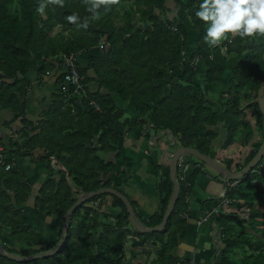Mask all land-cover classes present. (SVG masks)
Segmentation results:
<instances>
[{
  "label": "trees",
  "instance_id": "obj_1",
  "mask_svg": "<svg viewBox=\"0 0 264 264\" xmlns=\"http://www.w3.org/2000/svg\"><path fill=\"white\" fill-rule=\"evenodd\" d=\"M41 2L46 5L43 14L36 11ZM200 2L63 0L60 4L53 0H0V108L14 112L17 120L21 118L18 123L22 129L17 134L24 139L8 138L10 149L3 152L7 158L0 160V238L7 252L28 257L50 251L63 233L61 228L59 238L50 242L40 230L41 221L24 214L34 189L25 184L24 174L12 164L13 154L27 155L42 162L52 175H62L60 179L50 177L34 203L43 215L63 224L68 209L83 193L112 188L125 194L123 184L115 182L119 176L116 162L103 157L114 153L115 159L121 158L119 122L130 127L141 124L149 136L156 138L161 132L163 140L169 138L165 142L192 147L214 158L218 154L214 150L218 137L215 127L219 123L228 130L225 146L236 142L243 132L247 133L246 141L252 139L246 112L251 106L264 137L263 114L256 100L264 82V35H237L232 42L210 47L203 39L206 24L195 17ZM69 16H75V21H69ZM192 31L196 32L193 43L197 49L188 53ZM95 49H101L102 54L93 55ZM83 54L88 58L86 66L80 61ZM70 55H77L76 65L84 83L81 97H74L79 96L73 94L74 87L64 83V62ZM195 57L198 61L194 63ZM199 63L208 66L210 82L227 71L233 74L237 91L220 100L224 107L221 115L213 111L214 105L205 95L194 93ZM35 64L40 84L53 76L59 85L41 122H34L26 112L32 86L29 74ZM175 68L181 69L180 75ZM90 82H97V88H90ZM118 97L134 107L139 118L133 124L116 104ZM91 102L101 111H95ZM262 143L247 159L233 163L235 172L249 164ZM7 164L12 167L6 169ZM261 164L228 194L230 205L238 211L220 213L218 218L222 264H264V174L257 172ZM158 186L160 209L148 221L149 226L163 221L174 189L170 174L161 178ZM191 189L182 183L171 217L159 234L135 231L125 203L102 194L73 212L67 240L56 254L26 262L0 255V264H125L133 235L140 237L142 247L149 238L154 239L156 258L151 264H171L174 259L169 254L177 234L185 231L182 215ZM258 194L261 205L255 201ZM107 197L112 198L111 205L108 199L101 200Z\"/></svg>",
  "mask_w": 264,
  "mask_h": 264
},
{
  "label": "crops",
  "instance_id": "obj_2",
  "mask_svg": "<svg viewBox=\"0 0 264 264\" xmlns=\"http://www.w3.org/2000/svg\"><path fill=\"white\" fill-rule=\"evenodd\" d=\"M195 33L196 32L193 31L190 32V39H193L190 40L191 44L187 49L188 53H193L197 49L195 43H193L196 38ZM92 54L100 55L102 51L101 49H95ZM80 61L86 66L88 63L87 56L83 54ZM36 66L37 64L34 65L29 74L32 86L26 98L28 108L26 112L30 119L34 122H39L44 118V112L53 101V93L59 89V85L55 84V80H53L54 77L44 78L43 82L40 81V84L35 69ZM207 68L208 66L204 63L198 64L197 74L194 77L195 83L197 84L194 93L200 91V93L205 95L206 99L214 105L213 111L221 115L224 108L220 100L224 96L227 97L229 92L232 91L235 93L237 91L232 83L233 74L231 71H227L217 81L210 82L207 76ZM175 70L178 72V75L181 74L180 68H175ZM89 85L92 89L97 88V82H90ZM244 102L247 101L244 100ZM116 104L126 111L127 114L124 118L129 116L132 124L139 118L138 115L134 114V107L125 103L123 99L118 97ZM246 105H250V103L247 102ZM246 112L247 120L253 128L252 133H255L254 136L252 135L250 141H246L247 133L243 132L236 142L230 146H225L228 135L225 124L222 122L215 127V130L218 132V137L214 144V150L218 151L222 156L223 151L226 150L227 155L223 156L224 158L228 157L229 159L230 157H238L237 161H244L245 157L254 151L258 144L263 141L264 137L257 125L258 116L256 111L253 107L248 106ZM19 120H21V118H19ZM19 120H17V116L14 115V112L9 113V111L0 108V138L2 140L8 142V138L14 137L12 133L16 132L17 126L22 127L21 123H18ZM118 130L122 135L120 145L121 158L118 159L117 157L115 159L114 153L103 155V157L105 156L107 160L116 162L117 175L119 176L115 181L119 185L123 184L122 187L125 194L129 195L126 193V190L132 192V200L136 203L134 211L138 218L143 221L142 223L149 226L147 224L148 221H150L160 209L161 193L158 186L159 183L157 182V174L163 176L165 174H170L171 176V162L176 149L173 148V141H164L165 139H169L167 137H164L165 139L163 140L161 136L156 138L153 135L149 136L145 127L141 124L137 126L132 125V127H130V125H123V123L119 122ZM15 138V140H18L19 136L15 135ZM19 140L21 142L24 141L22 138ZM189 155L190 154H188V157L184 155L180 157L181 161H188L183 172H185L187 177H191L190 181L192 183V189L188 196L187 209L184 211L185 213L183 212V218L186 220V227L183 234H177L175 246L169 255L173 257L172 259L177 260V264H189L191 260L195 262V264H222L221 249L223 244L221 241V229L219 227L218 218L221 212L231 213L237 211L238 208L230 205V203L227 205L224 203L223 199L226 196L227 188H229L224 177L207 165L195 162ZM11 159L14 160V166L24 174L25 184L33 189L38 186L40 189L43 184L42 182H45L51 177V172L44 168L42 162L17 155L15 157L12 156ZM121 171H123L122 175L120 174ZM107 199L108 205H111L110 202L112 198L109 197ZM35 205L34 202L28 201L25 203L24 207L29 213L30 211L28 209H35ZM215 209L218 210V213L214 215L211 212ZM107 210L109 209L107 208ZM209 213H211L209 219L203 221ZM44 216L47 220L44 222L41 221L39 227L48 231L49 234H47V237L50 236L52 241L58 237L61 224L59 221L50 219L46 215ZM44 224H46L45 228ZM57 229H59V233L55 237L53 232ZM135 231L138 230L135 229ZM139 244H141L139 236L133 235L130 237L126 249L127 252L129 248H131L132 251L133 247L136 248V252L140 251L141 253V255L137 253L133 259L132 257L130 259H132V262L139 260L138 263L151 264V262L149 263V258L156 255L157 247L156 244L154 245V239L149 238L143 247ZM142 255H146L145 261L142 259Z\"/></svg>",
  "mask_w": 264,
  "mask_h": 264
},
{
  "label": "clouds",
  "instance_id": "obj_3",
  "mask_svg": "<svg viewBox=\"0 0 264 264\" xmlns=\"http://www.w3.org/2000/svg\"><path fill=\"white\" fill-rule=\"evenodd\" d=\"M53 2L62 4L63 0H53ZM104 2H105V0H98V3H104ZM112 2L114 3V2H116V0H112ZM98 3L94 4L93 6L94 7L98 6ZM45 7H46V5L43 2H41L38 5L36 11L40 14H43L45 11ZM195 17L198 18L201 22H204L206 24V34L203 37V39L210 47L221 45V43L223 41L231 42V37L236 36V35H239L242 38L243 37H252L256 34L264 35V0H201V2L199 3L198 9L195 11ZM75 19H76L75 16H69L68 17L69 21H75ZM263 141H264V138H263ZM6 143L7 142L4 141V143L2 145L4 146ZM179 147H180V145H179ZM178 148L176 149V151L178 150ZM256 149L254 151H252L249 155H251L253 152H255ZM5 151L6 150H4V152ZM184 156L188 157V154H184ZM248 156H246L245 159H247ZM6 158L7 157L5 155V159ZM38 159H40V157ZM263 159H264V157H263ZM13 161L14 160L12 159V164L14 165ZM36 161H38V160H36ZM55 162H56V160L54 159V163ZM179 162H183L185 165L188 163L187 160L181 161L180 159H179ZM179 162H178V166H177V170H176L177 177L179 174ZM261 162H262V164L259 166L257 172L264 174V162L260 161L259 163H261ZM259 163L257 164V166L259 165ZM12 164H7L6 169H7L8 165L10 166L9 167V169H10L12 167ZM204 164H206V163H204ZM204 164H202V165H204ZM207 166L210 167L209 165H207ZM59 168H63V166H59ZM255 168L252 171H255ZM211 169H213V168H211ZM217 173L221 174L218 171H217ZM166 175L167 174H165V176ZM190 179H191V177L187 178L188 181H190ZM178 180H179V177H178ZM179 181H180L181 187H182V183L184 185H186L185 181H181V180H179ZM45 182H42V183L44 184ZM225 182L227 183V186L229 187V189H227V192H226V196L228 197V194L230 193L231 189L237 185L238 181L227 180ZM41 187H40V189H41ZM189 188H192V183H191V187H189ZM40 189H39V186L34 189V192L32 193V196H31L29 201L34 202L35 195L37 194V192L39 193V196H40ZM180 193H181V188H180ZM125 195H127V194H125ZM179 196H180V194H179ZM187 203H188V197H187ZM242 211L245 212L246 209H242ZM244 215L245 214H242V217H244ZM182 216H184V215H182ZM49 218L54 219L55 221H59L53 217H49ZM64 220H65V218H64ZM60 224H61V228L63 230V224L61 222H60ZM144 226H146V225H144ZM156 226H158V225H156ZM146 227H154V226H146ZM59 236H60V233H59L57 239L59 238ZM61 239H62V236H61ZM139 245H141V244H139ZM126 253H127V250H126ZM17 255H20V254H17ZM20 256H23V255H20ZM24 257H26V256H24Z\"/></svg>",
  "mask_w": 264,
  "mask_h": 264
},
{
  "label": "water",
  "instance_id": "obj_4",
  "mask_svg": "<svg viewBox=\"0 0 264 264\" xmlns=\"http://www.w3.org/2000/svg\"><path fill=\"white\" fill-rule=\"evenodd\" d=\"M256 100H257V102H259V105H260V108H261V111L263 114V121H264V82L262 84V87L259 90V95H258ZM184 154H191V155L198 157L201 161H203L204 163L209 165L211 168H213L216 171H218L219 173H221L222 176L224 177L225 181H227V180H229V181L230 180L240 181L241 179L246 178L248 176V174L257 166L258 162H260L263 159V157H264V141H263V144H262L259 152L254 157V159H252L251 162L245 168H243L241 171H238V172L232 171L229 167H227L226 165H224L223 163H221L217 159L213 158L212 156L203 154L195 148L180 146L178 148V150L174 153L172 163H171V168H170L171 179L174 183L173 193H172L171 199L169 201L168 207L166 209L163 222H162V224H160L158 226H154V227L144 226L142 221L138 218L137 214L135 213L134 208H133L129 198L127 197V195H125L124 193H121L115 189H112V188H102V189H99V190H96V191H93L90 193L82 194L79 197V199L76 201V203L71 206V208L68 210V212L65 216V220L63 222L62 239L56 248H54L50 251L43 252V253H38V254H35L32 256L24 257V256L17 255L15 253L7 252L4 249L2 242H1V238H0V255H2L4 257H8V258L15 260V261H18V262H26V261L46 258V257H49V256L56 254V252H58L63 247V245L65 244V241H66L67 235H68V231L70 228L71 217H72L73 212L81 204L85 203L89 199H92L93 197L99 196L102 194H108V195H111L114 197H118L119 199H121L125 203V206L127 207L132 225L140 233H152V232L162 231L167 225V222H168V220H169V218L173 212L176 201H177L179 194H180L181 184H180V181L178 180L176 170H177L179 159Z\"/></svg>",
  "mask_w": 264,
  "mask_h": 264
},
{
  "label": "rangeland",
  "instance_id": "obj_5",
  "mask_svg": "<svg viewBox=\"0 0 264 264\" xmlns=\"http://www.w3.org/2000/svg\"><path fill=\"white\" fill-rule=\"evenodd\" d=\"M176 5H174V10H176ZM51 77H53V76H51ZM53 80H55L54 78H53ZM97 100L99 101V102H101V99L100 98H97ZM97 102V101H96ZM129 103V105H132V104H130L131 102H128ZM223 106V105H222ZM224 108V107H223ZM45 113L46 112H44V115H45ZM47 114V113H46ZM43 115V116H44ZM122 121H124V119H122ZM36 122V121H35ZM41 122V121H40ZM37 125V124H36ZM253 129V128H252ZM153 131H156V130H153ZM152 134H154V133H152ZM262 134V133H261ZM157 135L158 136H161V137H163V135H162V133L161 132H159V133H157ZM252 135L254 136L255 135V133H252ZM172 144L174 145V149H177L178 147H179V145H177L176 143H174V142H172ZM119 145H121V141H119ZM176 152V151H175ZM216 153H218L217 155H216V157H214V158H216L217 160H219L221 163H223L224 165H230L229 166V168H232V170L234 171H236L237 169L235 168V166H234V164L233 163H236L237 162V158L238 157H235V158H232V157H230L229 159H228V157H222V155L218 152V151H216ZM227 155V152H226V150H224L223 151V156H226ZM189 157H191L192 159H194V161L195 162H197V163H199V164H202V161L198 158V157H196V156H191V155H189ZM231 161H232V163H231ZM204 163V162H203ZM44 165V164H43ZM45 167V166H44ZM228 167V166H227ZM50 176L52 177H54V178H56V179H60L62 176H55V175H51L50 174ZM157 176H158V178H157V182L159 183V181H160V179L161 178H163L164 176L163 175H158L157 174ZM44 180H46V179H44ZM233 181V180H232ZM116 182V181H115ZM117 183V182H116ZM118 184V183H117ZM112 186H113V184H112ZM126 193H128L129 195H131L130 196V198L132 199L133 198V195L131 194L132 192H130L129 190H126ZM256 196H258L257 198H256V203L257 204H260L261 205V200H260V195L258 194V195H256ZM107 198H109V197H107ZM107 198H103V199H101V200H107ZM109 201H110V199H109ZM30 212L28 213L27 211H25L24 212V214L25 215H30V217H36V219H38V220H40V221H42V222H44V221H46L47 219H45V216L39 211V210H37V209H33V210H31V209H28ZM221 213H224V212H221ZM174 219L176 218V216H174L173 217ZM144 220V219H143ZM143 222V221H142ZM229 221H225V223H228ZM230 222H233V221H230ZM46 227V224H44V228ZM40 230L44 233V235L47 237V234H49L48 233V231H45L46 229H42V228H40ZM171 230V229H170ZM158 232V234H159V232H161V231H157ZM54 236L56 237L57 235H58V233H59V229H57V230H55L54 232ZM114 237H116V234L114 235ZM48 239H50V242H51V237L50 236H48L47 237ZM59 245V243L57 244V246ZM57 246H55L54 248H56ZM134 252H136V248H133L132 247V251H131V248H129V251L126 253V257L128 256V260L126 259V262H125V264H137L138 263V261L139 260H137L136 262H132V259L137 255V253H140V251H138V252H136V253H134ZM132 253V254H131ZM140 255H141V253H140ZM140 255H138V256H140ZM156 256V255H155ZM150 257L149 258V263L152 261V260H154L156 257ZM132 257V259H130ZM142 257V259L145 261V259H146V255L144 256V255H142L141 256ZM176 262H177V260L176 259H174V260H172L171 261V264H176ZM185 264V263H184Z\"/></svg>",
  "mask_w": 264,
  "mask_h": 264
},
{
  "label": "built area",
  "instance_id": "obj_6",
  "mask_svg": "<svg viewBox=\"0 0 264 264\" xmlns=\"http://www.w3.org/2000/svg\"><path fill=\"white\" fill-rule=\"evenodd\" d=\"M237 36V35H236ZM235 36L231 37V42L233 41ZM76 61H77V55H70L67 56L65 62H64V71H65V81L64 83L68 86H72L74 87L73 89V94L74 95H79V96H74V97H81V91L84 88V83L82 82V79L79 75V71H78V67L76 65ZM198 61V57H196L194 59V63ZM85 96V95H84ZM91 105L93 106V108L95 109V111H101L100 106L95 103V102H91ZM5 150V147L0 144V160L3 161L5 159V154L3 153ZM9 165L7 166V169H9ZM185 169V164L183 162H179V180L181 181H185V184L187 187H191V182L187 180V175L185 174V172H183V170ZM228 200L229 197H225L224 200ZM212 214L215 215V213H218V210H212L211 212ZM211 213L208 214V216H206L203 221H206L209 219V216H211ZM201 223V222H200ZM189 264H195V262H193L192 260L189 262Z\"/></svg>",
  "mask_w": 264,
  "mask_h": 264
},
{
  "label": "flooded vegetation",
  "instance_id": "obj_7",
  "mask_svg": "<svg viewBox=\"0 0 264 264\" xmlns=\"http://www.w3.org/2000/svg\"><path fill=\"white\" fill-rule=\"evenodd\" d=\"M21 129H22V127H18V126H17V130H16V132H14V133H12V134H15L16 136H19V135L17 134V132H20ZM15 135H14V136H15ZM20 138H22V137H19L18 140H19ZM4 147H5V150H6V152H7V150L10 149V145H9V143L7 142V143L4 145ZM12 156L15 157L16 155L13 154ZM17 156H19V155H17ZM20 157H28V156L26 155V156H20Z\"/></svg>",
  "mask_w": 264,
  "mask_h": 264
},
{
  "label": "bare ground",
  "instance_id": "obj_8",
  "mask_svg": "<svg viewBox=\"0 0 264 264\" xmlns=\"http://www.w3.org/2000/svg\"><path fill=\"white\" fill-rule=\"evenodd\" d=\"M196 58V57H195ZM197 62V61H196ZM191 155V154H190ZM192 156H194V155H192ZM203 162V161H202ZM259 163V162H258ZM215 170V169H214ZM216 171V170H215ZM224 203H225V205H227V204H229L230 203V201H229V199L228 200H224Z\"/></svg>",
  "mask_w": 264,
  "mask_h": 264
}]
</instances>
